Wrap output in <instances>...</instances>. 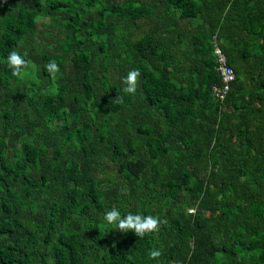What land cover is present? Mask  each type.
Segmentation results:
<instances>
[{"label":"trees","instance_id":"trees-1","mask_svg":"<svg viewBox=\"0 0 264 264\" xmlns=\"http://www.w3.org/2000/svg\"><path fill=\"white\" fill-rule=\"evenodd\" d=\"M0 264H264V0H0Z\"/></svg>","mask_w":264,"mask_h":264},{"label":"clouds","instance_id":"clouds-1","mask_svg":"<svg viewBox=\"0 0 264 264\" xmlns=\"http://www.w3.org/2000/svg\"><path fill=\"white\" fill-rule=\"evenodd\" d=\"M8 65L12 69L13 75H19L22 69V66L26 64L24 56L19 51H12L8 54L7 57ZM48 71L55 72L58 69V66L55 63H49L47 65ZM140 76L139 70H131L124 77L126 82L125 90L128 92L136 91L137 78ZM104 220L108 224H115L117 228L127 233L129 231L134 232L138 236H144L147 233L158 230L159 228V218L153 215H144L141 213H132L128 212L126 214L121 213V211L113 207L110 210L106 211L104 214ZM151 258H157L161 255L160 250H152L150 252Z\"/></svg>","mask_w":264,"mask_h":264},{"label":"built area","instance_id":"built-area-1","mask_svg":"<svg viewBox=\"0 0 264 264\" xmlns=\"http://www.w3.org/2000/svg\"><path fill=\"white\" fill-rule=\"evenodd\" d=\"M213 53L216 60V70L220 77V84L215 85L212 92L217 99L222 100L230 88V83L234 80V72L227 64L226 57L218 46L214 45Z\"/></svg>","mask_w":264,"mask_h":264}]
</instances>
